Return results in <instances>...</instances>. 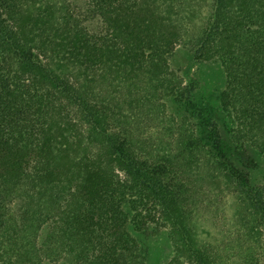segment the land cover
<instances>
[{
  "label": "trees",
  "instance_id": "16d2710c",
  "mask_svg": "<svg viewBox=\"0 0 264 264\" xmlns=\"http://www.w3.org/2000/svg\"><path fill=\"white\" fill-rule=\"evenodd\" d=\"M81 1L0 0V264H150L163 230L174 264H259L264 188L171 58L223 68L264 156V0Z\"/></svg>",
  "mask_w": 264,
  "mask_h": 264
},
{
  "label": "rangeland",
  "instance_id": "374dc122",
  "mask_svg": "<svg viewBox=\"0 0 264 264\" xmlns=\"http://www.w3.org/2000/svg\"><path fill=\"white\" fill-rule=\"evenodd\" d=\"M80 2L82 1L77 0V3ZM98 25L97 22L90 24L93 28H97ZM171 66L184 78L187 84H197L198 97H203L204 101L212 111L214 118L218 122L222 137L227 144V148H229V153L227 150V155L232 164L248 175L252 185L264 188L263 154L248 144L245 145L242 154H239L236 151L235 145L231 141L230 130L225 126V123H228L227 114L222 110L219 102V93L223 91L226 86V78L223 68L218 63L197 62L194 58L193 51L186 47H178L174 52L171 58ZM170 108L171 112H176V108L172 104ZM148 246L152 258L150 264H174V260L178 258L167 230L160 231L158 235L152 236L148 242ZM260 254L259 264H264V249ZM46 264L67 263L49 262ZM237 264L241 263L239 262Z\"/></svg>",
  "mask_w": 264,
  "mask_h": 264
}]
</instances>
